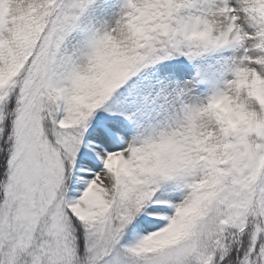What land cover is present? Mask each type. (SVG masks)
Here are the masks:
<instances>
[{
  "label": "snow or ice",
  "instance_id": "1",
  "mask_svg": "<svg viewBox=\"0 0 264 264\" xmlns=\"http://www.w3.org/2000/svg\"><path fill=\"white\" fill-rule=\"evenodd\" d=\"M0 264H264V0H0Z\"/></svg>",
  "mask_w": 264,
  "mask_h": 264
}]
</instances>
